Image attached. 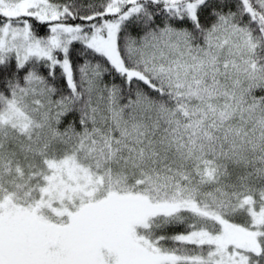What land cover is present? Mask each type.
I'll list each match as a JSON object with an SVG mask.
<instances>
[{
    "label": "snow or ice",
    "instance_id": "obj_1",
    "mask_svg": "<svg viewBox=\"0 0 264 264\" xmlns=\"http://www.w3.org/2000/svg\"><path fill=\"white\" fill-rule=\"evenodd\" d=\"M0 264H264V0H0Z\"/></svg>",
    "mask_w": 264,
    "mask_h": 264
}]
</instances>
